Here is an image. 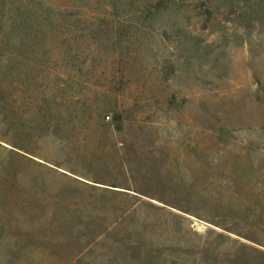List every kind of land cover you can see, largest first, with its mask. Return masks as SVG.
<instances>
[{"label":"rangeland","instance_id":"1","mask_svg":"<svg viewBox=\"0 0 264 264\" xmlns=\"http://www.w3.org/2000/svg\"><path fill=\"white\" fill-rule=\"evenodd\" d=\"M0 264H264V0H0Z\"/></svg>","mask_w":264,"mask_h":264},{"label":"built area","instance_id":"2","mask_svg":"<svg viewBox=\"0 0 264 264\" xmlns=\"http://www.w3.org/2000/svg\"><path fill=\"white\" fill-rule=\"evenodd\" d=\"M106 118L108 119V118H109V116H106Z\"/></svg>","mask_w":264,"mask_h":264}]
</instances>
